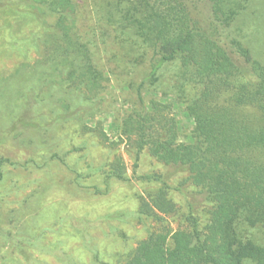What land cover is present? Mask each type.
<instances>
[{
  "label": "rangeland",
  "instance_id": "1",
  "mask_svg": "<svg viewBox=\"0 0 264 264\" xmlns=\"http://www.w3.org/2000/svg\"><path fill=\"white\" fill-rule=\"evenodd\" d=\"M73 1L68 34L108 76L98 103L84 90L61 93L58 105L49 95L61 92L51 69L55 50L66 47L57 15L40 21L26 10L0 8V264H127L152 236L169 235L173 247L174 232L192 233L197 219L204 235L212 218L214 203L204 199L190 212L202 187L150 150L174 137L195 144L187 106L202 87L188 85L183 94L180 63H169L158 83L145 82L142 103L137 89L150 72L148 43L109 17L107 0ZM225 33L264 62V0H251ZM35 36L42 39L32 42ZM23 71L30 79L21 84ZM30 86L38 104L25 123L20 113ZM70 112L76 118H63ZM237 230L264 246V227L241 220Z\"/></svg>",
  "mask_w": 264,
  "mask_h": 264
},
{
  "label": "trees",
  "instance_id": "2",
  "mask_svg": "<svg viewBox=\"0 0 264 264\" xmlns=\"http://www.w3.org/2000/svg\"><path fill=\"white\" fill-rule=\"evenodd\" d=\"M250 1L107 0L113 10L109 17L116 16V23L130 27L152 49L149 75L137 89L142 103L145 82L158 83L160 71L169 63H180L183 94L188 85L202 87L187 106L195 122V144L178 143L174 137L151 143L150 150L202 187L189 204L191 213L200 199L214 203L206 234L193 219L192 233L178 230L170 235L173 247L169 235L156 234L139 245L127 264H264V246L243 240L237 230L241 220L250 227H264V62L225 33ZM6 6L29 11L40 21L48 13L58 16L66 47L54 52L51 76L58 78L61 91L50 87L55 103H63L61 93L77 96L82 90L98 103L97 94L105 90L108 76L95 67L86 46L68 34L75 26L74 1L0 0V8ZM38 39L42 38L31 41ZM18 77L23 84L30 74L23 71ZM48 84L52 86L54 79ZM35 95V87H28L20 113L25 123L38 104ZM65 117L76 118V113Z\"/></svg>",
  "mask_w": 264,
  "mask_h": 264
}]
</instances>
